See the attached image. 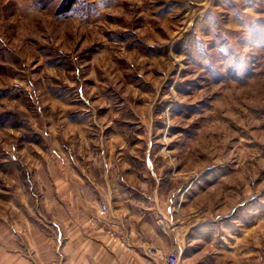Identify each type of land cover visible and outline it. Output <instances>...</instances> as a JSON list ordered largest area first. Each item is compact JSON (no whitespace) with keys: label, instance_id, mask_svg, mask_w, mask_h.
I'll list each match as a JSON object with an SVG mask.
<instances>
[{"label":"rangeland","instance_id":"rangeland-1","mask_svg":"<svg viewBox=\"0 0 264 264\" xmlns=\"http://www.w3.org/2000/svg\"><path fill=\"white\" fill-rule=\"evenodd\" d=\"M63 4L0 0V255L67 254L115 177L154 173L158 264H264V0Z\"/></svg>","mask_w":264,"mask_h":264},{"label":"crops","instance_id":"crops-1","mask_svg":"<svg viewBox=\"0 0 264 264\" xmlns=\"http://www.w3.org/2000/svg\"><path fill=\"white\" fill-rule=\"evenodd\" d=\"M112 188L116 197L105 216L94 218L91 210H83L80 219L71 223L67 254L48 261L32 250L6 247L0 264H158V256L149 250L173 247L176 233L164 212L168 194L162 178L154 173L151 178L128 173L115 177ZM102 195L109 199L108 194ZM162 216L164 220L159 221ZM181 217L180 237L190 241L200 225Z\"/></svg>","mask_w":264,"mask_h":264},{"label":"built area","instance_id":"built-area-1","mask_svg":"<svg viewBox=\"0 0 264 264\" xmlns=\"http://www.w3.org/2000/svg\"><path fill=\"white\" fill-rule=\"evenodd\" d=\"M100 213H105L107 210V203L105 201L100 202ZM178 256L175 252L167 253L163 256L162 264H176Z\"/></svg>","mask_w":264,"mask_h":264},{"label":"trees","instance_id":"trees-1","mask_svg":"<svg viewBox=\"0 0 264 264\" xmlns=\"http://www.w3.org/2000/svg\"><path fill=\"white\" fill-rule=\"evenodd\" d=\"M64 6L62 8L63 11L69 10L72 8V6L75 4L76 0H63Z\"/></svg>","mask_w":264,"mask_h":264}]
</instances>
